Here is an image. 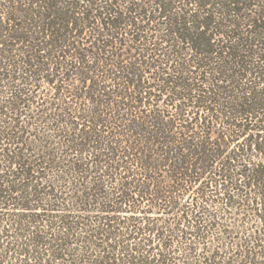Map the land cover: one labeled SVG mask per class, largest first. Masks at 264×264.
<instances>
[{"label":"trees","instance_id":"obj_1","mask_svg":"<svg viewBox=\"0 0 264 264\" xmlns=\"http://www.w3.org/2000/svg\"><path fill=\"white\" fill-rule=\"evenodd\" d=\"M0 264H264V0H0Z\"/></svg>","mask_w":264,"mask_h":264}]
</instances>
